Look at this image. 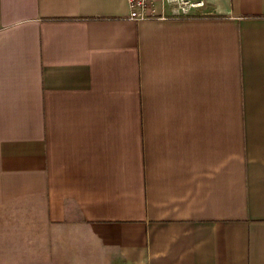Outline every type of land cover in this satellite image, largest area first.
I'll list each match as a JSON object with an SVG mask.
<instances>
[{
	"label": "crops",
	"instance_id": "1",
	"mask_svg": "<svg viewBox=\"0 0 264 264\" xmlns=\"http://www.w3.org/2000/svg\"><path fill=\"white\" fill-rule=\"evenodd\" d=\"M154 8L0 0V217L88 264H264V0Z\"/></svg>",
	"mask_w": 264,
	"mask_h": 264
},
{
	"label": "rangeland",
	"instance_id": "2",
	"mask_svg": "<svg viewBox=\"0 0 264 264\" xmlns=\"http://www.w3.org/2000/svg\"><path fill=\"white\" fill-rule=\"evenodd\" d=\"M27 218L0 217V264H88L48 246Z\"/></svg>",
	"mask_w": 264,
	"mask_h": 264
},
{
	"label": "built area",
	"instance_id": "3",
	"mask_svg": "<svg viewBox=\"0 0 264 264\" xmlns=\"http://www.w3.org/2000/svg\"><path fill=\"white\" fill-rule=\"evenodd\" d=\"M162 3L171 6V15H189L191 8L202 5L203 0H161ZM128 17L134 20L154 19L168 17L164 13H158L155 8V0H127Z\"/></svg>",
	"mask_w": 264,
	"mask_h": 264
}]
</instances>
